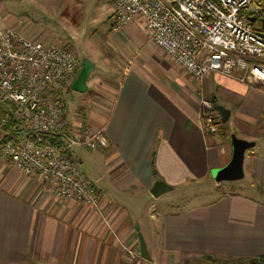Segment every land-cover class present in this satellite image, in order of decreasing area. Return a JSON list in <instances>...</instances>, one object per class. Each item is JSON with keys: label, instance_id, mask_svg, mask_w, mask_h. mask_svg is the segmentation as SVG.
Segmentation results:
<instances>
[{"label": "crops", "instance_id": "obj_1", "mask_svg": "<svg viewBox=\"0 0 264 264\" xmlns=\"http://www.w3.org/2000/svg\"><path fill=\"white\" fill-rule=\"evenodd\" d=\"M114 2L106 0L104 7L110 30L103 54L84 52L89 77L75 88L78 73L66 99L70 131H102L108 142L102 150H73L74 161L100 196L99 204L93 208L58 200L40 179L27 178L11 161L0 160V264H129L121 244L139 251L136 228L141 230V220L128 213L121 193L133 188L148 194L157 180L173 192L215 181L212 171L230 162L229 133L240 122L247 126L243 133L248 141H264L261 86L218 73L190 78L151 43L141 18L114 32ZM256 23V28L264 27ZM9 27L0 0V28ZM73 92L93 93L88 111L80 108L71 115L68 99ZM202 100L230 111L225 133L204 132ZM249 155L244 166L249 165L248 172L252 166L256 194H222L209 204L152 214V223L161 217L163 249L154 254L147 243L152 261L146 264L264 256V155ZM138 253L141 260L135 264H145Z\"/></svg>", "mask_w": 264, "mask_h": 264}, {"label": "built area", "instance_id": "obj_2", "mask_svg": "<svg viewBox=\"0 0 264 264\" xmlns=\"http://www.w3.org/2000/svg\"><path fill=\"white\" fill-rule=\"evenodd\" d=\"M261 11L260 0H115L112 25L118 32L141 18L151 43L190 78L218 73L264 89V34L250 22ZM79 70L67 41L46 44L0 28V160L40 179L58 200L96 208L100 196L73 150H102L108 142L102 131H70L66 99ZM199 110L204 132L218 133L223 122L214 105L202 100ZM121 247L135 264V251Z\"/></svg>", "mask_w": 264, "mask_h": 264}, {"label": "rangeland", "instance_id": "obj_3", "mask_svg": "<svg viewBox=\"0 0 264 264\" xmlns=\"http://www.w3.org/2000/svg\"><path fill=\"white\" fill-rule=\"evenodd\" d=\"M4 2L5 17L14 29L27 32L32 38L46 44H54L58 40L67 41L78 52L80 60L83 59L84 52L87 53L88 49H91L88 51L91 57L103 54L104 39L107 31L110 30V24L107 21L108 12L104 10L106 0H4ZM261 25L260 22L256 23L259 28ZM73 95L75 96H70L68 99L71 115L76 114L75 111L80 108L88 111L93 93L73 92ZM231 123H235L234 118L231 119ZM246 129L247 126L243 122H240L238 126L235 124L232 132H228L230 141L232 135L248 141L243 133ZM253 143L255 146L247 151L245 156L248 157L246 158L251 156L249 155L251 152L264 155V141L253 140ZM247 165L244 166L246 177L243 180L218 182L220 187H214V183L217 181L208 182L206 180L193 189H189L191 191L188 188L178 192L171 191L158 198H155L151 193L140 194L137 189L132 188L129 192L121 193V202L127 208L128 213L135 217L134 219L140 217V233H142L146 244L148 243L150 251L159 254L163 249L161 217L152 223L151 215L177 213L190 207L209 204L222 194L243 193L253 197L256 194V187L250 179L252 166L248 172L249 165ZM210 182H213L212 185ZM124 188L126 187L124 186L122 190ZM137 249L138 246L134 250L137 260H141ZM142 262L146 261L142 259ZM196 264L245 263L215 258L213 260L204 259Z\"/></svg>", "mask_w": 264, "mask_h": 264}, {"label": "water", "instance_id": "obj_4", "mask_svg": "<svg viewBox=\"0 0 264 264\" xmlns=\"http://www.w3.org/2000/svg\"><path fill=\"white\" fill-rule=\"evenodd\" d=\"M260 22L264 26V17L258 19L257 17L251 18L250 22L255 24L256 22ZM90 74V65L86 60H82V69L79 72V75L76 79L74 84L75 88H77L78 84H85L86 80L88 79ZM217 112L220 114L223 123H227L230 119V111L226 110L222 106H218L216 108ZM231 145H232V157L230 162L221 168L215 169L212 171L213 178L215 181L221 182H235L242 180L245 176L244 172V162H245V153L249 149H252L255 146V143L248 142L242 139L236 138L234 135L231 136ZM172 187L167 185L161 180H157L150 193L155 197L158 198L161 195L170 192ZM137 236L139 241V252L140 257L146 261H152L149 250L147 248L146 242L140 233L139 228H136Z\"/></svg>", "mask_w": 264, "mask_h": 264}, {"label": "trees", "instance_id": "obj_5", "mask_svg": "<svg viewBox=\"0 0 264 264\" xmlns=\"http://www.w3.org/2000/svg\"><path fill=\"white\" fill-rule=\"evenodd\" d=\"M258 17H264V0L262 4V11L258 14ZM260 32L264 34V27L260 29ZM214 107L216 109V106ZM226 126H227V123H222V126L219 129V132L225 133L226 128H227ZM239 261L245 264H264V256L257 257V258H251V259H243Z\"/></svg>", "mask_w": 264, "mask_h": 264}, {"label": "bare ground", "instance_id": "obj_6", "mask_svg": "<svg viewBox=\"0 0 264 264\" xmlns=\"http://www.w3.org/2000/svg\"><path fill=\"white\" fill-rule=\"evenodd\" d=\"M81 67V66H80Z\"/></svg>", "mask_w": 264, "mask_h": 264}]
</instances>
